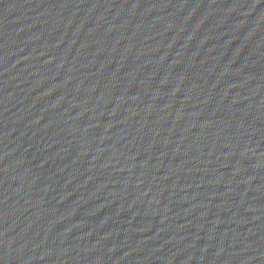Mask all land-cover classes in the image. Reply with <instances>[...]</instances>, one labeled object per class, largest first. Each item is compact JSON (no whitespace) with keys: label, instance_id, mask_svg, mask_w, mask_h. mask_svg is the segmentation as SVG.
<instances>
[{"label":"water","instance_id":"1","mask_svg":"<svg viewBox=\"0 0 264 264\" xmlns=\"http://www.w3.org/2000/svg\"><path fill=\"white\" fill-rule=\"evenodd\" d=\"M0 264H264V0H0Z\"/></svg>","mask_w":264,"mask_h":264}]
</instances>
